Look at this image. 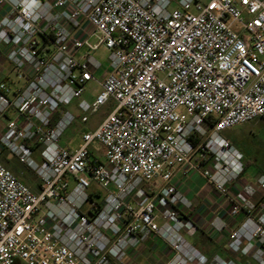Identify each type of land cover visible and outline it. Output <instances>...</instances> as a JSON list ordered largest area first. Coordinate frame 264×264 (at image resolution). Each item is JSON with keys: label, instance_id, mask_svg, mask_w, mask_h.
Returning a JSON list of instances; mask_svg holds the SVG:
<instances>
[{"label": "built area", "instance_id": "built-area-1", "mask_svg": "<svg viewBox=\"0 0 264 264\" xmlns=\"http://www.w3.org/2000/svg\"><path fill=\"white\" fill-rule=\"evenodd\" d=\"M102 47L105 66L91 53ZM110 101L77 147L59 144ZM256 118L264 0H0V153L23 167L0 162V264H125L152 236L172 252L166 264H264V175L245 181L222 135ZM179 171L228 202V221L211 225L233 257L185 239L196 227Z\"/></svg>", "mask_w": 264, "mask_h": 264}, {"label": "crops", "instance_id": "crops-1", "mask_svg": "<svg viewBox=\"0 0 264 264\" xmlns=\"http://www.w3.org/2000/svg\"><path fill=\"white\" fill-rule=\"evenodd\" d=\"M245 181L251 182L248 178ZM178 191L192 204L188 217L195 223V230L188 234L193 238L199 252L207 258L218 255L224 259L233 257L227 249L228 232L218 233L211 223L216 219L228 221L229 205L213 187L197 172L184 173L179 171L173 178ZM242 218L239 219V222ZM149 256L158 260V264H166L172 252L158 237L150 239L128 253L125 264H140L142 256Z\"/></svg>", "mask_w": 264, "mask_h": 264}, {"label": "rangeland", "instance_id": "rangeland-1", "mask_svg": "<svg viewBox=\"0 0 264 264\" xmlns=\"http://www.w3.org/2000/svg\"><path fill=\"white\" fill-rule=\"evenodd\" d=\"M93 56L104 63L107 57V51L102 47L96 52H91ZM99 86L96 82H90L86 88L84 98L91 100L99 93ZM113 102H109L106 106L101 108V110L90 115L88 122L81 123L79 118L76 119L62 134L59 144L66 148H75L78 145L80 136L85 131H90L95 129L101 122L102 118L113 110ZM75 116L79 114L77 111V101H74L67 109ZM237 149H239L243 154V164L247 165L243 174L244 180L248 178L251 182H255L259 174L264 175V118H256L245 124L235 126L231 129L226 130L222 133ZM36 159L39 160V156L35 155ZM194 158H198L197 155ZM0 162L8 167L10 165H16L19 169H23L20 164H17L16 160L11 157L7 151L3 150L0 153ZM17 168V169H18ZM25 175L27 174L35 183L36 177L33 173L25 170ZM185 239L193 244L194 240L188 234H184ZM140 264H158V260L153 259L149 256H142L140 259ZM12 264H27L24 260L20 258H15ZM250 264H257L255 261L250 260Z\"/></svg>", "mask_w": 264, "mask_h": 264}, {"label": "trees", "instance_id": "trees-1", "mask_svg": "<svg viewBox=\"0 0 264 264\" xmlns=\"http://www.w3.org/2000/svg\"><path fill=\"white\" fill-rule=\"evenodd\" d=\"M61 114H62V111H59L58 112V114L56 115V117L54 118V121H56L57 119H59L60 117H61ZM17 162V161H16ZM17 164H19L18 162H17ZM245 167H247V165H245ZM245 167H244V171H245ZM8 168L10 169V170H12L15 174H17V175H19L20 174V172L22 171V169L20 168H18V167H16V165H10V166H8ZM18 168V169H17ZM244 174V173H243ZM22 179L28 184V185H30L34 190H36L37 188H38V184H37V182L35 183L27 174L25 175H23L22 176Z\"/></svg>", "mask_w": 264, "mask_h": 264}]
</instances>
